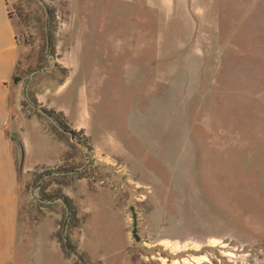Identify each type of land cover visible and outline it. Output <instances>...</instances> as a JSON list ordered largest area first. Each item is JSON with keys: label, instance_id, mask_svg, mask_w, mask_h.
<instances>
[{"label": "rangeland", "instance_id": "rangeland-1", "mask_svg": "<svg viewBox=\"0 0 264 264\" xmlns=\"http://www.w3.org/2000/svg\"><path fill=\"white\" fill-rule=\"evenodd\" d=\"M7 2L21 109L47 133L26 127L40 165L19 186L34 264H59L72 208L90 261L264 264V0H75L71 23L67 0Z\"/></svg>", "mask_w": 264, "mask_h": 264}, {"label": "crops", "instance_id": "crops-1", "mask_svg": "<svg viewBox=\"0 0 264 264\" xmlns=\"http://www.w3.org/2000/svg\"><path fill=\"white\" fill-rule=\"evenodd\" d=\"M97 1L76 0L80 7L87 8ZM67 2L69 6L68 23H71V19L74 17L75 0H67ZM7 7V0H0V264H34L38 250V233L34 235L35 239L30 245L21 240L19 186L20 176L40 165L39 163L24 165L29 144L26 127L31 123L34 130L39 128V136L42 138H45L47 133L42 129L37 115H26L22 111V85L12 82L22 47L15 36L14 25L8 15ZM37 96L39 97V95ZM36 101L41 103L39 98ZM51 106L63 113L65 119L68 120L65 111L58 106L52 104ZM68 121L71 122L72 128L75 130L83 128L76 121ZM51 138L59 145L61 151L58 159L60 160L68 149V143L56 136ZM51 234L52 230L48 235L52 245H50L49 251L58 256L59 264H74L73 258L63 255L61 248L51 239Z\"/></svg>", "mask_w": 264, "mask_h": 264}, {"label": "trees", "instance_id": "trees-1", "mask_svg": "<svg viewBox=\"0 0 264 264\" xmlns=\"http://www.w3.org/2000/svg\"><path fill=\"white\" fill-rule=\"evenodd\" d=\"M8 8V7H7ZM8 15H9V17L10 18H12V16H11V12H10V10L8 9ZM52 18H53V15H52V12H50V17H49V22H48V25L49 26H51V20H52ZM16 36V35H15ZM50 36H51V31H50ZM17 38V37H16ZM41 50H40V55H41V57H40V61L42 60V59H45L46 57H47V55H48V52H47V50H46V43H44L43 42V44H42V46H41V48H40ZM52 53H54V47H53V45H52V48H51V50H50ZM17 67H18V65L16 66V69H15V71H14V73H13V76H12V82L13 83H19L20 82V80H22L21 79V77H18L17 75H16V71H17ZM27 94V93H26ZM30 100V103L32 102V104L33 103H35V99H34V97H32L31 99H29ZM29 103V102H28ZM29 103V104H30ZM23 105H27V103L26 102H23ZM49 113V116L50 117H52L53 119H54V126H55V131H56V137H58L59 139H62V140H65L67 143H68V146L70 147V149H71V147L72 146H74V143H73V141H71L69 138H68V136H67V130H68V125L66 124V122H64V120H63V116H62V118L61 119H59V118H57L56 116H54V114H53V112H48ZM67 136V139L66 138H64L65 136ZM76 146V145H75ZM69 149V148H68ZM72 156L73 155H71V152L68 150V151H66L65 152V154L62 156V159H64V160H66V159H69V158H72ZM80 168L78 167V166H72V168H70V169H68V168H66V170H68L71 174L73 173V172H75V171H77V170H79ZM54 183L55 184H61L59 181H54ZM42 188H40V192L42 193ZM42 197H44V196H42ZM50 197H52V196H49V198ZM54 197V196H53ZM44 198H48V197H44ZM70 220H71V222H70V228L69 227H66L65 228V239L67 240V242H68V245H69V247H68V249L65 247V245H61V251H62V253H63V255L65 256V257H68V258H73V260H74V264H86L85 263V261L87 262V264H103L102 262H100V261H96V262H94V261H90V259H89V257L88 256H86L85 254H83V253H81V255H80V253H78V247H77V245H76V243H73L72 241H71V238H70V236H71V227H76V226H78V222H77V219L74 217V210H73V208H72V210H70ZM72 218V219H71ZM68 228V229H67ZM135 237H136V234H135Z\"/></svg>", "mask_w": 264, "mask_h": 264}, {"label": "water", "instance_id": "water-1", "mask_svg": "<svg viewBox=\"0 0 264 264\" xmlns=\"http://www.w3.org/2000/svg\"><path fill=\"white\" fill-rule=\"evenodd\" d=\"M69 134H71V136H72V132L71 131H67ZM22 159H23V153H22V150H21V161H22ZM65 247L68 249V247H69V245H68V242H67V240H65Z\"/></svg>", "mask_w": 264, "mask_h": 264}, {"label": "bare ground", "instance_id": "bare-ground-1", "mask_svg": "<svg viewBox=\"0 0 264 264\" xmlns=\"http://www.w3.org/2000/svg\"><path fill=\"white\" fill-rule=\"evenodd\" d=\"M173 264H178L177 262H174Z\"/></svg>", "mask_w": 264, "mask_h": 264}]
</instances>
